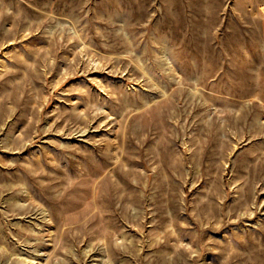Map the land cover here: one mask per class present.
I'll return each mask as SVG.
<instances>
[{"label":"rangeland","instance_id":"rangeland-1","mask_svg":"<svg viewBox=\"0 0 264 264\" xmlns=\"http://www.w3.org/2000/svg\"><path fill=\"white\" fill-rule=\"evenodd\" d=\"M0 264H264V0H0Z\"/></svg>","mask_w":264,"mask_h":264}]
</instances>
